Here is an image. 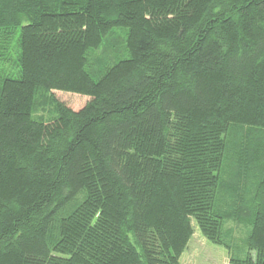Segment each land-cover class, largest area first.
<instances>
[{"label":"trees","instance_id":"trees-1","mask_svg":"<svg viewBox=\"0 0 264 264\" xmlns=\"http://www.w3.org/2000/svg\"><path fill=\"white\" fill-rule=\"evenodd\" d=\"M193 219L264 264V0H0V264H182Z\"/></svg>","mask_w":264,"mask_h":264},{"label":"rangeland","instance_id":"rangeland-1","mask_svg":"<svg viewBox=\"0 0 264 264\" xmlns=\"http://www.w3.org/2000/svg\"><path fill=\"white\" fill-rule=\"evenodd\" d=\"M19 30L20 27H17L15 34L12 38V45L14 46L11 52V57L9 61L7 62L6 66L10 71L16 72L18 67L17 57H18V38H19ZM55 96L66 103L71 108L78 110L82 108L86 102L90 99L88 95L79 94V93H73L63 90H55L54 91ZM44 114L45 116L50 115L49 109L47 111H38L37 114ZM234 223V222H233ZM232 222L229 224L233 229H235V235H243L240 237H237V239L233 242L232 252L234 254H241V250L238 252V246L244 247V240L246 239V236L249 233L250 227L246 226H240V228L237 229V227H233ZM236 224V223H235ZM193 225H194V234L191 237L187 250H185L181 257L182 264H229V249L225 247L224 245H220L217 243H214L207 239L202 232L200 231L198 224L196 223L195 219H193ZM237 225V224H236Z\"/></svg>","mask_w":264,"mask_h":264},{"label":"crops","instance_id":"crops-1","mask_svg":"<svg viewBox=\"0 0 264 264\" xmlns=\"http://www.w3.org/2000/svg\"><path fill=\"white\" fill-rule=\"evenodd\" d=\"M188 247V246H187ZM186 250H187V248H186ZM182 257V256H181ZM182 263V262H181Z\"/></svg>","mask_w":264,"mask_h":264}]
</instances>
